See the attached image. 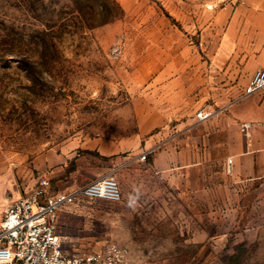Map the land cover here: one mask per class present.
Wrapping results in <instances>:
<instances>
[{
  "label": "rangeland",
  "instance_id": "rangeland-1",
  "mask_svg": "<svg viewBox=\"0 0 264 264\" xmlns=\"http://www.w3.org/2000/svg\"><path fill=\"white\" fill-rule=\"evenodd\" d=\"M258 22L264 0H0V214L112 175L120 200L56 211L66 244L264 264V185L228 166Z\"/></svg>",
  "mask_w": 264,
  "mask_h": 264
},
{
  "label": "built area",
  "instance_id": "built-area-1",
  "mask_svg": "<svg viewBox=\"0 0 264 264\" xmlns=\"http://www.w3.org/2000/svg\"><path fill=\"white\" fill-rule=\"evenodd\" d=\"M264 88V67L250 79L245 93ZM201 119L209 113L201 112ZM249 127V123L244 124ZM229 158V162H231ZM49 180L13 198L0 214V264H151L133 259L130 248L108 241L97 248H67L59 233L56 211L82 198L118 201L121 189L115 176L97 178L71 190L50 194Z\"/></svg>",
  "mask_w": 264,
  "mask_h": 264
},
{
  "label": "crops",
  "instance_id": "crops-1",
  "mask_svg": "<svg viewBox=\"0 0 264 264\" xmlns=\"http://www.w3.org/2000/svg\"><path fill=\"white\" fill-rule=\"evenodd\" d=\"M260 25L255 33L257 52L250 59L247 69L251 78L259 68L264 67V25ZM233 105L239 133L228 156L232 160L229 162L228 158L232 178L240 183L264 185V88L252 94H240ZM246 123L249 127L244 128ZM67 242L69 245L64 241L67 248H83L78 241Z\"/></svg>",
  "mask_w": 264,
  "mask_h": 264
}]
</instances>
